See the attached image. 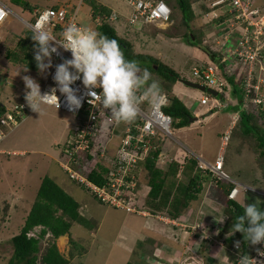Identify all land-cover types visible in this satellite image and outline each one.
<instances>
[{"label":"built area","instance_id":"obj_1","mask_svg":"<svg viewBox=\"0 0 264 264\" xmlns=\"http://www.w3.org/2000/svg\"><path fill=\"white\" fill-rule=\"evenodd\" d=\"M127 1L133 7L132 15L128 19L130 24L155 21L156 24L163 25L171 22L172 10L164 0ZM81 3L82 0L74 12L68 5L58 8H37L33 11L34 21L27 22L28 28L32 30V26L39 23L54 39L59 40L63 29L68 25L75 24L83 27L77 21V12ZM196 6L199 9L196 10V15L202 18L203 24L211 25L210 33L207 34L204 42H212L220 46L222 52L219 62L209 61L201 67L193 66L192 74L197 78L196 81L224 93L227 76L235 75L236 79L243 82L242 85L247 90L244 107L249 102L254 104L258 102L260 105L264 103L263 92L260 96L256 94L251 100L248 99V94L252 90L264 88V0L261 2L257 0H196ZM115 13L114 11L110 17L113 20H115ZM14 16L17 14L13 9L0 0V29L6 20H12ZM93 20L99 23L100 16H95ZM52 57V67L40 87L41 93L49 91L54 86L52 74L55 71V65L61 63L64 58H71V53L59 48L58 54H53ZM220 63L223 64V73L219 69ZM72 87L78 88L80 91L77 94L82 96L81 106L78 109L69 110L64 96L59 91L56 92L58 103L55 99L48 103L74 112L78 118V122L72 126L61 147L59 164L72 180L82 184L103 204L144 216L152 215L151 211L141 204L142 190L137 179L136 167L159 146L156 140L162 138V134H173L174 118L163 109L169 102L167 93L160 91L161 98L155 106L147 100L140 101L135 120L128 123L116 122L112 119L108 110L101 108L98 101L86 94L80 80H77ZM27 91L28 89L23 87L18 100L7 98L4 102L7 107L0 113V116H3L0 123V141L23 121L22 117L32 111L25 100ZM95 91L99 93L101 89L96 88ZM211 96L209 93L204 94L200 102L208 104L210 110L221 109L226 105L222 104L217 97ZM229 134L230 131L227 130L222 146L228 143ZM186 154L187 151H184L182 156ZM221 154V152L218 154L214 162L200 159L199 167L209 169L213 175L227 177V173L222 169L224 156ZM101 167H107L108 170L104 175L105 181L99 184L91 180L89 174ZM212 174L205 173V176L209 178V184ZM237 190L236 187L233 188L230 197H234ZM171 219L166 216L164 220L170 222ZM176 219L180 220L183 226H192L187 224L185 215ZM35 229L38 230V228ZM199 230L208 237L210 234L217 235L218 232L217 226L205 222ZM35 232L31 231L30 234L33 235ZM240 248V243H236L232 251L236 264H242L245 258ZM254 257L264 264L262 249L256 250ZM258 262L248 259V264H258Z\"/></svg>","mask_w":264,"mask_h":264},{"label":"rangeland","instance_id":"obj_2","mask_svg":"<svg viewBox=\"0 0 264 264\" xmlns=\"http://www.w3.org/2000/svg\"><path fill=\"white\" fill-rule=\"evenodd\" d=\"M1 1H3L10 8H12L13 11L17 14V16H14L12 20H6L4 24H2V27L0 29V37H1L0 38V74L1 75L3 74L6 78L8 77V79L11 81L12 80L16 81L18 76L22 77L23 75L20 72H17L18 76L17 75L14 76L12 74L11 67L8 64L9 63L8 61H10V59H8L6 56V48L16 45V43L18 42L17 35H23L26 32V29H28L27 22L34 21L33 11L37 8L42 9L45 7H50L54 3L60 4L65 2L66 5H68V7L74 12L80 0H19V1L1 0ZM25 1H29L30 3L35 5L33 10H28L22 6ZM103 1L116 11L114 16L115 20H113V22L118 34L128 38L131 42H133L135 44V49L137 52L139 51L142 53L153 55L154 57L158 58L160 61L171 65V67H173L181 74L180 78L189 79L192 81L197 80V78L192 75L191 66L193 63L195 64L196 61L198 60L197 53H200V55H203V57L205 58H207V53L204 52L202 49H200L199 46L189 44L187 39L182 34L185 32L191 33V31H194L198 40L202 42L201 44L207 46L204 43V39L207 36V34L210 33V28H211L210 24L199 25L198 23H196L197 21L195 18L197 17L194 16V18L190 22L191 29L187 30V27H185L183 24L182 11L178 7L177 8L170 7V8L171 10L173 9V13L175 14V18H177L178 23H182L180 25L181 27H179L178 25L174 26L172 25V23L156 25L157 22L155 21L130 24L128 19L132 15L133 7L130 3H128L127 0H103ZM261 1L263 0H257V2H261ZM174 3L176 4V2ZM87 9L88 8L85 5L83 4L80 5V9L77 12L78 13L77 21L83 27H89L94 29L95 27L94 25L96 24V22L93 20L92 15L91 16L89 15ZM144 24L148 26L146 30L143 29ZM167 35L169 36L178 35V37H175L176 39H172L171 37L169 38ZM51 59L53 61V57H51ZM49 69H47L45 72H39L37 70V73L33 74L35 78L36 77L38 78V79L36 78L38 80L36 81L37 83L40 82V84H42V80H43L42 75L46 77L47 76L46 73L47 71L49 72ZM141 70H143V67H141ZM151 79L159 83L161 91L166 92L163 89V84L160 82L161 78L155 72L151 73ZM180 85H182V82ZM184 85L188 87L186 88L187 91L193 89L195 95H197L200 92H203V91L198 92V90L195 87L188 86L186 84ZM226 85H228L227 86L228 88H225L224 91L226 94L220 93L216 97L219 99V101L222 104L227 103V105H224V108L221 111H219V113L216 116L207 119L208 118V114H207L208 110L206 109L207 105L203 104L201 105V111L203 110L202 116L200 117L201 123H196L197 120L191 121L190 125H192L193 128H191L190 130H185V132H183L184 130L180 131L179 127H176L173 124L172 135L162 134V139L160 141L161 143L158 142L159 146L162 148L163 151V153L159 157L160 162L164 167L166 165V162L170 160V158L172 159L178 158L179 160H181L182 159L181 157H183L182 153L184 151L191 150L190 152H194V153L199 151L198 150L199 144L203 146V152L207 158H214L217 152L219 153L221 146L220 133L224 132V130H226L225 128L230 123V127L229 128L227 127V129L230 131V140L233 138L234 134H235V139L233 138L232 141L230 140L228 141V144L224 146L223 149H221V153H222L221 155L227 156V159L225 158L226 159L225 163H227V168H228L227 170H229L232 173L231 175H233L235 178L238 179V181L235 182H239V181L242 182V186L240 187V189H243L244 191L243 192L241 191L236 196V199H238L241 202L246 201L247 204L256 203L258 207L264 210V167L261 168L260 165L254 160V158L256 157L255 154L257 150L255 148L256 147L255 139L253 137L244 136L240 142V137L243 136V133H241L240 128L236 129L238 124L237 122L239 121L238 118L239 114H237V111H234V106H236L235 100L233 102H231V100L235 98L231 97L232 95L231 84H229L227 80H226ZM262 92L264 94V91ZM228 98H230V100H227ZM196 103H197L196 98L188 96L186 104L190 105V110L192 112L197 107ZM245 106L247 108H250L251 110L249 109L247 110L253 113L257 111L256 109L258 106L261 107L258 102H255V104L253 102H249V104ZM41 109L44 110V112L42 113L35 112L32 116L31 115L32 111H31L30 116L26 118L27 120L25 119L26 121H24L23 123L21 122L22 123V124L20 123L21 125L19 124L15 129L9 131L7 135L3 138L5 139L7 137L6 143L9 142V144H13L15 142L20 141L22 142L21 146L24 148H39L44 151L59 150V148L54 145L53 139L55 138L56 135L59 136L62 131L67 129L69 131L67 135H69L70 133L69 129H71L72 126L68 128V126L65 123L67 121H70L71 124H73L74 118H76V122H78V118L74 112L60 109L57 108L56 106L42 105ZM260 110L263 111L264 107L260 108ZM43 113L48 114L50 116L49 119L52 122H55L56 127L48 119L45 122L49 128L47 127L46 129H39L38 127H36V125L39 124L38 122L41 119L39 118V116ZM52 114H55L57 116V120L51 118ZM233 121H235V123H233ZM253 121L254 123H258V124L263 123V120L261 118H257V119L255 118L253 119ZM60 125L62 126V128H60V132L57 134V129L59 128ZM231 126H233V128H231ZM53 131H55V133ZM159 136H161V132H159ZM66 139L67 136H63L60 138L61 141L60 147L62 146V144L65 143ZM244 141L245 144H247L246 146L241 145V143H243ZM111 147L113 148V146ZM196 154L198 155L199 152ZM26 158L31 159L30 156H27ZM3 159H7V157L4 156ZM262 161L264 164V160ZM53 165L50 167L51 168L49 173L50 177H53L55 181H60L61 178H63L66 181L65 186L68 189V191L70 190L71 195H73V197L77 199L81 204H85L79 208V213L82 215H86L88 219V223H90L91 225V227H89L86 225H81L79 223L73 224L69 234L68 233L64 234L62 237H59V239H56V242L60 247V251L67 256L68 253L70 252L69 248L71 244V239H76L77 241H79V243L82 244V245L80 244V248L84 249V247L87 246L86 252L84 254L77 253L78 255L77 257L83 260L82 261L83 264H106V263L114 264L115 263L114 257H118V255L121 256L122 260L127 259L125 264L128 261L142 264V262L140 261L141 259L135 258V254L137 255L138 253H140L139 247L130 248L131 245L130 239L128 241L126 235H124V233H122L120 229V222L124 221L123 220V217L125 215L124 213H131V212H127L123 209L115 208L103 204L95 196L91 195L89 190H87L82 184L72 180L63 168L62 169L61 167L59 168V166L56 164ZM33 170L35 173L36 167H34ZM12 178L14 179V181L0 177V191L2 190L6 192L7 194L4 195H6L7 197H8V192L9 193L12 192V189H9V186H13V183L19 182L16 181V179H19L18 176H13ZM254 178H256V180H258V182L261 184H257L258 183L257 181H255L252 184L250 181H253ZM28 180L29 182L31 181L29 184L33 185L36 179L31 178L30 180L28 178ZM59 184L61 185V183ZM207 185L208 183L206 184V187ZM61 186L64 187L63 185ZM145 188L146 187H144L143 184L142 187H140V190H142L140 192V196H141L140 201H144L145 195H147L148 190ZM28 189H29L28 186L22 188L23 193L27 194ZM193 202L190 203L189 208L193 207ZM214 203L215 201H213L211 198L208 200V204H212L213 207L212 211L214 210L217 214V219L218 220L220 219L222 223L226 222L227 217L225 214H223V210L221 209L222 206L219 205L216 207L215 205L214 207L213 206ZM25 204H29L28 201L27 203L25 202ZM5 208L3 206V203L0 202V264L9 263V259L12 254V246L8 245L10 241L9 239L15 233L19 232L21 229L20 228L19 231H16L18 230L17 229L18 217L21 215L20 213L22 210H18L17 213L13 211L14 213L12 212L13 214L11 216L8 215L5 216L2 214ZM109 208L114 209L112 210L113 211L112 214L110 212L111 209ZM189 208L188 211H186L185 215L189 213L190 211ZM85 209L87 210V212L85 211ZM114 211L118 213H115ZM161 213L162 212L151 211V214L157 215L156 217L158 218H159V214ZM190 213L191 214L189 217H192V214L196 212H194L191 209ZM132 214H136V213H132ZM3 216L7 217L6 219H8L5 223L2 222ZM161 216H163V214L160 215V217ZM101 222L104 227L99 226ZM190 222H192V226L190 228H194L195 226L196 228L194 229L199 231L200 227L203 226V222H206V220L204 218L198 221L192 219ZM36 228L39 229V226H37ZM11 229H13L14 231H12ZM184 235H186L187 238L193 236L190 230L187 233L184 232ZM49 238H51V235L48 233L47 236L43 240H41V250L38 253L39 264H44L41 262V258L43 251L48 246ZM163 238L170 241L173 240L170 236H166V237L164 236ZM128 248L131 249V250L129 249L130 252L128 251ZM165 249L166 250L169 249L172 252L175 251V247L173 245L166 244ZM78 251L79 249L77 250V252ZM154 252H156V250H154ZM177 253L178 252L175 251V257H177ZM146 259L148 260V258ZM19 264H23V263H19Z\"/></svg>","mask_w":264,"mask_h":264},{"label":"trees","instance_id":"obj_3","mask_svg":"<svg viewBox=\"0 0 264 264\" xmlns=\"http://www.w3.org/2000/svg\"><path fill=\"white\" fill-rule=\"evenodd\" d=\"M164 1L171 8L178 7L182 11L183 24L187 27V30H190V22L194 16H196V10H199L196 6V0ZM174 2H176V4ZM82 4L89 9L93 18L97 15L100 16V22L94 25V30L115 40L125 59L137 61L140 68H146L150 73L155 72L161 78L160 82L163 84V89L166 91L169 98L168 104L164 105L163 109L174 118L173 124L179 128L190 125L189 119L194 115L193 112L177 95L173 93V86L180 79L181 74L171 67V65L160 61L153 55L139 51L137 52L133 42L118 34L113 19L110 18L114 14V10L109 5L103 3L102 0H83ZM62 5V3L53 4L50 7L58 8ZM22 6L28 10H33L35 5L29 1H25ZM170 20L172 25H178L181 27L180 25L182 23H178V20L173 13V9ZM147 28L148 26L144 24L143 29L146 30ZM31 34L32 30L28 28L23 35H17L18 42L16 45L6 48V56L14 63H19L27 68L37 70L36 62L33 58L35 52L33 45L35 42L31 39ZM182 35L187 39L189 44L199 46V48L209 56V60L198 59L195 64L193 63L191 66V72L194 65H199L201 67L209 61H220L222 57L220 46L206 42L204 43L207 46L201 44L202 42L198 40L194 31H191V33L185 32ZM167 36L170 37L173 35ZM219 66V69L223 73V64L220 63ZM227 80L229 84H231L232 96L235 95L238 101L235 103L236 106H234V111H237L239 114V121L237 122L236 129L240 128L241 133H243V136L240 137V142L244 136L253 137L255 139V148L257 150L254 160L262 168L264 167L262 161L264 160V110L262 111L260 108L264 107V103L260 105L261 107L255 106L257 107L255 113L250 112V108H248L249 110L245 109L243 102L247 97V90L245 86L242 85L243 82L236 79L235 75L227 76ZM227 86L228 85H226L225 88H228ZM262 91H264L263 87H260L259 90H252L248 94V99L251 100L256 94L260 96ZM5 108V104L0 103V113H2ZM255 118H261L263 123H254L253 119ZM223 135L224 132L220 133L221 140ZM233 138L235 139V134ZM232 139L229 140L232 141ZM241 145L246 146L247 144H245L244 141ZM187 151V154L184 155V157H181V160L178 158H170L163 167L159 158L162 154V148L157 146L155 150L150 152L145 160H142L137 164L136 175L140 187H142L143 184L144 187H146L145 189L148 190L147 195H145V200L141 201V204L145 203L150 211L166 213L175 218L180 217L188 211L190 203L197 200L204 193V189L209 180V178L205 176V173L209 172L212 174V171L199 167V160H204L202 155H197L196 151V153L190 152L191 150ZM218 154L219 153L217 152L212 162L216 160ZM225 158L227 159V156H224L222 169L228 176L212 174L213 176L210 178V184L218 189L217 192H219L222 203L221 209L223 210V214L227 217L226 222L222 224L219 238L225 242L227 247H231L235 243L240 242V249L243 253H247L251 244L247 242L246 237H244L242 233H233L232 229V224L237 221L239 216L243 215L244 207L247 205V202H241L236 198L230 197V192L237 184L235 181H238V179L231 175L232 173L227 170L228 168L227 163H225ZM107 170V167L96 169L89 174V178L96 183L102 184L105 181L104 175ZM255 181L258 182L256 178L250 182L253 184ZM257 184L261 183L258 182ZM80 207V203L70 193L64 190L52 177L49 175L44 176L23 226L19 232L15 233L9 239L10 241L8 240V245L12 246V254L8 264H39L38 253L41 250V240H43L48 233H51V238H49L48 246L43 251L41 258L42 263L83 264V260L77 257V253L84 254L87 246L84 247V249L80 248L81 243L76 239H71L69 248L70 252L66 256L61 253L56 242L57 237L67 233L69 234L72 225L75 223L91 227L86 215L79 213ZM37 226L40 227L38 230L35 229ZM31 231L36 232L31 235ZM194 233H196L197 237L200 236L197 232ZM78 249L79 251L77 252ZM193 249L195 250V254H198L200 251L194 247ZM226 250L228 251V248ZM126 264L138 263L128 261Z\"/></svg>","mask_w":264,"mask_h":264},{"label":"clouds","instance_id":"obj_4","mask_svg":"<svg viewBox=\"0 0 264 264\" xmlns=\"http://www.w3.org/2000/svg\"><path fill=\"white\" fill-rule=\"evenodd\" d=\"M31 39L35 42L33 58L39 72H45L52 67L51 57L53 54H58L59 48L71 53V58H64L61 63L55 65V71L52 74L55 84L49 91L41 93L40 85L36 81L29 76L23 78L28 89L25 100L33 111L39 112L42 105L48 104L53 99L58 103L57 91L64 96L66 107L69 110L78 109L81 106L82 96L77 94L80 91L78 88L72 87L77 80L81 81L86 94L98 101L101 108L108 110L110 117L116 122H133L138 114L140 101L147 100L155 106L161 98L159 83L151 79V73L148 69L141 70L137 61L125 59L115 40L98 33L94 29L70 24L63 29L61 38L57 40L41 24L37 23L32 26ZM96 88H100L101 91L97 93ZM206 93L208 94V92ZM219 94L220 92L217 95H210L216 97ZM231 97L234 96L231 95ZM210 111L213 113L215 109ZM227 127H230V123ZM227 127L224 135L228 130ZM222 145L223 138L219 153L224 148ZM236 183L233 188L236 187L238 190L232 198H236L241 191H244L240 189L242 183L240 181ZM208 185L212 186L209 183ZM215 226L218 228L217 235H215L218 238H215V241L226 250L228 247L219 238L222 222L219 221ZM232 229L233 233H242L251 245L264 243V210L258 207L256 203L247 204L244 207L243 215L239 216L237 221L232 224ZM197 233L201 237L205 236L202 230L197 231ZM147 258L149 264H167V261L162 259L159 254L157 258H154L152 254L148 255ZM248 259L243 258L242 264H248ZM177 261L179 264H201L204 258L200 251L195 254L193 247L188 246ZM233 264H236L234 260Z\"/></svg>","mask_w":264,"mask_h":264},{"label":"crops","instance_id":"obj_5","mask_svg":"<svg viewBox=\"0 0 264 264\" xmlns=\"http://www.w3.org/2000/svg\"><path fill=\"white\" fill-rule=\"evenodd\" d=\"M64 3H62V4H64ZM79 3H80V1H79ZM103 3H105V2L103 1ZM54 4H56V3H54ZM64 5H66V3ZM81 5H82V3H81ZM87 11H88L89 15L91 16V12L89 11V9H87ZM196 17L197 18H195V19L197 22L196 21L195 22L198 23L199 25L203 24L202 18L199 17V15H196ZM201 21H202V23H201ZM170 37L172 39H176L175 37H178V36H170ZM197 58L201 59V60H209L208 55H207V58H205V57H203V55H200V53H197ZM8 62H9L8 63L9 66L11 67L12 74L14 76L17 75V72H20V73H22L23 78L25 76H29L34 81H38L37 80L38 78L36 77L37 78L36 79L33 75V74L37 73V70L27 68L23 65H20L19 63H14L11 60ZM47 73H48V71H47ZM47 73H46V75H47ZM22 77L18 76L17 80L16 81L12 80L13 81L12 82L11 80H8L3 74L2 75L0 74V103H4L7 98H9L10 100H12V99L18 100L21 97V91H22L23 87H26L25 83H24V79ZM42 78H43V80H42V83H43L44 79L46 77L42 75ZM3 79H5L6 82L3 81ZM181 82L182 81L178 80L174 84L173 93L175 95H177L185 104L187 102L188 96L196 98V100H197L196 106L197 107L193 110V112H194L193 114L199 117L197 119L196 123H201L200 117L202 116V111H203V110L201 111V105H203V104L200 102V98H202V96L204 94H206V92H204V91L200 92L201 90L196 88L198 90V92H200V93L195 95L193 89L187 91L186 88H188V87H186L183 82H182V85H180ZM38 84L40 85V87L42 86V84H40V82H38ZM8 86H11V87H8ZM186 96H187V99H186ZM234 98L235 99H232L231 102H233L234 100H235V103L238 102L235 95H234ZM46 105L52 106L49 104H46ZM186 105H187V107L190 108L189 104H186ZM209 108L210 107L207 104V107H206V109L208 110V113H207L208 118L207 119L212 118L219 113L218 108H216V110L213 113L209 110ZM35 112L36 111H34V112L32 111L31 115L33 116V114ZM42 112H44V110L41 109L39 111V113H42ZM28 116H30V114ZM36 117H38V116H36ZM49 117L50 116L48 114H44V113L41 114L39 116V118H41V119L38 122L39 124L36 125V127H38L39 129H46L48 127L46 125V122H45L47 119L51 123H53L54 126L56 127L55 122H52L49 119ZM51 118L57 120V116L55 114H52ZM26 120H24V121H26ZM194 121H196V120H194ZM73 122L74 123L71 124L70 121H67L65 124L68 126V128L73 126L76 123V118H74ZM60 128H62L61 125L57 129V134L60 132ZM191 128H193L192 125H188V126L180 127L179 130L180 131L184 130L183 132H185V130H190ZM69 130H71V129H69ZM53 132L55 133V131H53ZM68 132H69L68 129L64 130L61 132V134L59 136L56 135L55 138L53 139L54 145L59 148V150H57V151H44V150H41L39 148H24L21 146L22 142H20V141L15 142L13 144H9V142L6 143L7 137L5 139H3L2 141H0V144H1V148H0V177H2L4 179L7 178L11 181H14V179L12 178L13 176L19 177V179H16V181H19V182H15V183H13V186H9V189H12V192L11 193L8 192V197L6 195H4V194H7L6 192H4L2 190L0 191V198H1L0 202L3 203L4 208L6 207L2 212L3 215L11 216L14 212L17 213L18 210H22L20 213L21 215L18 217V222H17V229L18 230H16V231H19V229L23 226L25 218H26V216H27V214L31 208L32 201L35 199L36 194L38 192V189L41 185L43 177L46 175L50 176V174H49L50 170H51L50 167L53 164L58 165L59 168L61 167L59 164V158H60L59 156L61 154L60 138L63 136L68 137V135H67ZM161 139L162 138H158L156 140L157 143L160 142ZM198 150L199 151H197V153L199 152V154L204 157V160L209 161V162H212L214 160L215 157L214 158H207L205 156V154L203 152V146L201 144H199ZM162 153H163V151H162ZM4 156L7 157V159H3ZM27 156H30L31 159H27L26 158ZM34 167H36L35 173L33 170ZM61 169H62V167H61ZM28 178L30 180H31V178L36 179L35 182L33 183V185L29 184L31 181L29 182ZM56 182L58 184L61 183V185H63L64 187H62L60 184L59 185L64 190L68 191V189L65 186L66 181L63 178H61L60 181H56ZM25 186L29 187V189L27 190V194L23 193V191H22V188H24ZM217 191H218L217 187H215V186L214 187L213 186L208 187V185H207V187L204 189V193L197 200H194V202L192 201L193 207L192 208L190 207L189 210L191 211V209H192L196 213H193L192 217H189L191 214L190 211L188 214L185 215V219L187 221V224H192V222H190L192 219L198 221V220H202V218H204L206 220V222H205L206 224L208 223V220H209V222L212 221V223L215 225L217 223H219L220 219L219 220L217 219L216 212L214 210L212 211V209H213L212 204H208V200L211 198L213 201H215V203L213 205L214 207H215V205H216V207L219 205H222L219 192H217ZM68 192L70 193V190ZM24 201L26 203L28 201L29 204H25ZM83 205H85V204L80 203V206H83ZM143 206L146 207L145 203H143ZM109 209H111L110 212L112 214V212H113L112 210H114V209H112V208H109ZM82 210H83V208H82ZM85 211L87 212L86 209H85ZM115 213H118V212H115ZM124 214H125L123 217L124 221L120 222L121 232L124 233V235H126V238L128 241L130 239V242H131L130 248H134V247L138 248L139 247L140 253H138L137 255L135 254V258L141 259L140 261L142 262V264H149V262L146 258L150 254H152V256L154 258H157V255L159 254L160 257H162V259L167 261V264H171L172 261H173V264H179L177 260L179 259V256H181V254H183V250H185L188 246H192V247L200 250V253L203 254V258H204L203 264H230L229 260L231 259L232 255L227 250H225L224 247H222L221 245H219L215 241V238L217 239L218 237L217 236L215 237V235H213V234L209 235V237L208 236H202V237L198 236L197 237L196 233H194V232H197V230H195L193 232L191 231L193 236L190 238H187L186 237L187 234L184 235V232L187 233L189 231L182 230L178 227L173 226L171 223L165 222L164 220H162V219H166L165 213L159 214V218L156 217L157 215H155V214H153L152 216H144V215H141L138 213H136V214L124 213ZM162 214H163V216L160 217V215H162ZM6 218L7 217H4V220H2L3 223H5L8 220ZM99 226H103L102 222L99 224ZM11 230L14 231L13 229H11ZM62 236L63 235H61L59 237H62ZM164 236L165 237L170 236L173 240L172 241L166 240L165 238H163ZM59 237H57V239H59ZM166 244L167 245H173L175 247V251L178 252L177 253L178 257H175V251L174 250H173L174 252H172L169 249L168 250L165 249ZM58 247H59V245H58ZM130 248H128L129 252L131 250ZM59 250H60V247H59ZM154 250H156V252H154ZM153 254H156V255H153ZM114 258H115L114 264H125V262L127 261V259L122 260L120 255H118V257H114ZM130 259H132V258H130Z\"/></svg>","mask_w":264,"mask_h":264},{"label":"bare ground","instance_id":"obj_6","mask_svg":"<svg viewBox=\"0 0 264 264\" xmlns=\"http://www.w3.org/2000/svg\"><path fill=\"white\" fill-rule=\"evenodd\" d=\"M47 77V76H46ZM45 80V79H44ZM3 81H5L6 82V80L5 79H3ZM7 107V106H6ZM61 109V108H60ZM33 111V110H32ZM29 114H30V112H29ZM28 114V115H29ZM28 115L27 116H24V117H22L21 118V120H25L27 117H28ZM3 116H0V123H1V118H2ZM22 121V122H23ZM1 125V124H0ZM3 125V124H2ZM63 145V144H62ZM62 147V146H61ZM62 152V151H61ZM91 192V191H90ZM92 193V192H91ZM165 215L166 216H169V217H171L170 215H168V214H166L165 213ZM181 217V216H180ZM165 221V220H164ZM165 222H168V221H165ZM169 223H171L173 226H175V227H178V228H180V229H182V230H186V231H195L196 229H194V228H190L188 225H185V226H183V225H181V223H180V220H178V219H176L175 217H173L171 220H170V222ZM223 224V223H222ZM50 235H51V233H49ZM237 243H240V242H237ZM236 244V243H235ZM235 244L233 245V246H231V247H228V252L232 255L231 256V259L229 260L230 261V264H233V256H234V254H233V249L235 248ZM240 247H241V244H240ZM254 249H256V250H260V249H262L263 251H264V243H262V244H256V245H251V247L249 248V251L247 252V253H244V257L245 258H249V260H251V261H256V262H258V260L254 257V253L256 252V250L253 252V250ZM240 251L241 252H243L241 249H240ZM258 264H263V262H258Z\"/></svg>","mask_w":264,"mask_h":264},{"label":"water","instance_id":"obj_7","mask_svg":"<svg viewBox=\"0 0 264 264\" xmlns=\"http://www.w3.org/2000/svg\"><path fill=\"white\" fill-rule=\"evenodd\" d=\"M156 67V66H155ZM180 81H182L184 84L188 85V86H192V87H195L197 89H200L201 91H206L212 95H217L218 92L211 88V87H206V85L202 84V83H199V82H196V81H192V80H189V79H183V78H180L179 79ZM198 119V116H192L190 118V122L191 121H194V120H197Z\"/></svg>","mask_w":264,"mask_h":264}]
</instances>
